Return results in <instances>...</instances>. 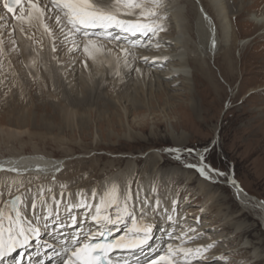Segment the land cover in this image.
I'll list each match as a JSON object with an SVG mask.
<instances>
[{"label": "rangeland", "instance_id": "obj_1", "mask_svg": "<svg viewBox=\"0 0 264 264\" xmlns=\"http://www.w3.org/2000/svg\"><path fill=\"white\" fill-rule=\"evenodd\" d=\"M228 2L238 34L230 59L223 54L211 55L202 60L208 74L197 68L189 85L177 78L170 82L171 89L166 92L154 85L152 89H156V93L148 86L143 94L141 87L123 78L119 91L124 89V92L118 94V86L105 83L103 97L83 106L74 104L73 123L66 124L60 119L67 105L59 104L56 94L63 90H60L61 82L69 79L68 75L65 79L56 76L53 80L50 75H37L34 69L24 68L26 75L32 73L33 84L32 88L25 87L26 104H20L6 95L9 75L0 74L4 79V84L0 83V138L3 140L0 159L14 154H26L28 158L38 154L52 159L53 163L63 162V170L56 176L72 173L58 182L75 184L79 180L76 175L88 172L83 178L88 185L82 189L96 187L108 176L135 165L136 175L132 180L151 181L162 196L167 192L179 199L178 210L187 215L185 226H196L194 218L197 216L191 215L198 213L207 201L208 196L201 193L203 185L207 194L215 195L214 207L213 212L199 216L202 225L199 229L206 235L193 242L201 241V245L215 241L216 247L209 256L226 257L220 264H255L259 258L254 256V251L261 253L263 263L260 264H264L263 223L249 210L242 219H234L244 209L230 183L223 178L220 183H209L164 151L178 147L199 152L207 147L210 149L208 160L213 167L230 172L245 191L264 201V26L254 21L264 13V0ZM2 11L0 9V14ZM189 14L194 21L195 13L190 10ZM246 41H249L246 47L241 45ZM57 47L60 62L69 57L77 58V62L84 59L81 53L69 52L60 44ZM79 64L74 63V68L81 66ZM151 70L164 69L152 67ZM154 79L159 80L155 76L145 81L151 83ZM67 87L69 84L64 83L66 98H76L77 93ZM158 91L161 95L157 97ZM127 96L130 97L127 99ZM13 131L25 134L8 139L7 134ZM196 159L195 155L188 156L184 162L194 163ZM33 175L44 177V173ZM218 210L222 216L216 220ZM207 222L212 223L214 229H203ZM246 225L254 227L251 235L237 234L236 228ZM248 241L253 247L251 250L246 249Z\"/></svg>", "mask_w": 264, "mask_h": 264}, {"label": "snow or ice", "instance_id": "obj_2", "mask_svg": "<svg viewBox=\"0 0 264 264\" xmlns=\"http://www.w3.org/2000/svg\"><path fill=\"white\" fill-rule=\"evenodd\" d=\"M170 6V0H0V68L7 61L12 69L9 55L21 51L19 33L36 54L27 67L37 66L36 57L47 37L52 60H58L54 54L59 41L69 52L82 53L85 68L91 62L110 69L120 80L132 71L142 76L141 68L135 66L137 60L162 67L169 59L139 56L137 49H159L166 43L161 34L168 30ZM200 10L214 48V25ZM32 29L42 30L41 37L36 38ZM164 151L209 183H220L223 178L238 187L230 172L209 162L207 147L199 152L178 147ZM193 155L196 162H184ZM62 170L63 162L34 169L22 168L18 162L0 163V173L5 174L0 179V264H24L25 252L33 247L37 250L28 253V264L33 257H41L37 264L54 257H60L61 264H220L226 259L209 256L215 241L189 246L206 235L198 230L200 217L194 218L195 227L185 226L187 215L178 211L179 199L173 196L169 205V194L162 196L155 184L145 186L124 177L109 180L102 190L73 192L69 184L57 181L56 174ZM32 171L44 173L49 183L34 184L42 177L29 178L26 174ZM164 224L167 227L154 244L155 230ZM45 234L50 241L42 239ZM13 254H17L14 261L9 259Z\"/></svg>", "mask_w": 264, "mask_h": 264}, {"label": "bare ground", "instance_id": "obj_3", "mask_svg": "<svg viewBox=\"0 0 264 264\" xmlns=\"http://www.w3.org/2000/svg\"><path fill=\"white\" fill-rule=\"evenodd\" d=\"M170 4L171 6L168 9L169 18L167 21L168 30L167 32L161 34L163 41H165L166 43H164V45L159 49L149 48V49H143L142 51L141 49H137V54L139 56L146 55L149 56L150 58L165 57V56L168 57L169 59L166 62H163L162 67L160 66L155 67L156 69H164L162 70L163 72L162 71L158 72L157 70L155 71L151 70L152 69L151 66L140 63L139 60H137L135 66L141 68L143 75L138 76L136 72L132 71L130 74H126L123 76V78L130 79L133 82V85L135 84L136 86L141 87L143 90V94H145L144 92L145 88H148V86H150L151 88L150 90L152 93H156L157 92L156 89L155 91L152 89L154 85L155 87L158 86L162 91L166 92L168 89H171L172 85L170 84V82L177 81L176 80L177 78L181 79L185 85H189L191 78L195 76L194 73L197 68H199L200 71L208 74L207 72L209 71L206 68V64L204 62L208 57H210L211 55L216 57L218 56L217 54H223L224 58L226 57L230 59L232 50L235 49L237 46L236 42L238 40V36H237L238 34L235 30L236 26L234 20H232L233 15H231L232 12L231 10L233 9L229 7L228 0H170ZM201 8H203L204 12L207 13V15L211 18V21L215 28L216 45L214 48L211 47L210 33L208 29L205 27L207 22L203 19V15L200 10ZM190 10H192V12L195 13L194 21L191 19V16L189 14ZM254 21L256 24L264 26V13L262 16H257L256 20ZM41 31L42 30L39 29H32V32L35 33L36 38L41 37ZM16 36L18 37V44H20L19 46L22 49L20 51V57L18 56V53L11 52L9 55V59L11 60L12 69L11 70L8 69L7 61H5L4 67L0 68V74H2V76L9 75V81H6V84H8V87L6 88L7 89L6 95L8 96V98L12 99L13 101L17 100V102L20 104H26L24 89L28 85L30 88H32L31 86L33 84L32 83L33 79L31 78V75H26V71L24 70V68H29L27 66L31 64V60L33 57H35L36 54L27 47L29 42L24 37H21L19 33H17ZM248 43L249 41L242 42L241 45L246 47ZM58 44L59 41L57 42V46ZM33 46L35 47V45ZM74 53H80V52H74ZM52 55L53 54L50 53L49 41L47 37H44L43 49L42 51H40L39 57H36L37 66L32 69H34V72H37V75L38 73L39 74L41 73L43 76L50 75L53 80L56 78V76H61L62 79L63 78L65 79L64 77L65 75H68L70 77L69 79L61 82L60 90L62 89L63 90L59 91V93L58 92L56 93L60 99L59 104L67 105V107L64 108L63 111H61V115H60V119H62L63 122H65L66 124L73 123L74 121V117L76 116L74 111V109H76L75 105H79V104H81L82 106L87 105L93 102L94 100H96L95 98H99L100 96L103 97L102 87H105V83L108 84L111 83V85L113 84L115 85V87L118 86L117 87L119 92L118 94L124 92V89L119 91L121 89L120 86L122 85L121 84L122 80L116 78L112 74L110 69L97 67L91 64V62H89V67L85 68L82 63L83 60L78 61L80 62L79 65L81 66L74 68L75 66L73 64L78 63L76 61L77 58L69 57L70 59L68 60L64 59L60 62L58 60H52L51 59ZM54 55L56 56L59 55L58 49ZM20 58H23L24 61L23 62L19 61ZM122 71L128 72L127 69H123ZM155 76H157L160 81L154 79L155 82L146 83L145 80L147 78H151V77L155 78ZM165 82H169V83L166 84ZM0 83L4 84V79H2V77H0ZM64 83H68L69 87L67 88L70 89L73 93L75 94L77 93L76 98H69V97L66 98V91L64 89L65 86L63 88ZM49 89L50 87L48 86V91L52 90ZM126 93L127 92H125L124 94ZM108 95L109 94H107V96ZM160 95L161 94L159 92L157 93L156 96L158 97ZM128 97L130 96H127V99ZM24 134H25L24 131L23 132L13 131L7 134V136L8 139H17L18 137L24 136ZM2 141H3L2 138H0V146ZM9 162H18V164L22 168H29L33 166H34L33 168L37 166L40 167L47 166L51 168V165L53 164L52 159H46L38 154L31 155V157L29 158L26 156V154H19V155L14 154L8 158L4 157L0 159V163L8 164ZM32 172L37 173L35 171ZM33 173L31 174L29 172L26 175L29 178H32L35 177ZM66 173L59 174V176L57 177V181L59 179L66 180L65 178L70 177L72 172H68V175ZM86 174H88V172L85 173L84 171H82L80 176L79 174L76 175V179L78 178L79 180L77 179L78 181H75V184H70L72 182H68L71 191L75 192L76 190L82 189V187L88 185V183H85L84 182L85 180L83 179L86 177ZM4 175L5 174L0 173V179H2ZM135 175H136V166L129 165L126 171H122V173L116 174L114 176H108L107 178L101 180V183L100 184L98 183L96 187H94L95 185L88 186L85 190H90L92 188H97L98 190H102L106 186L109 180L112 179L119 180L124 177L133 179L135 178ZM33 183L47 184L49 183V180L43 179L42 177L41 180L38 181L34 180ZM141 184L145 186H150L152 185V182L146 181V182H142ZM237 185L238 187L230 184V186L235 190V193L244 211L241 212L236 217H234V219H240V218L242 219L245 216L247 210H249L254 212L255 218L258 221L262 222L264 226V204H261L262 202L261 200L253 197L251 194L245 191L239 183H237ZM238 189H242V191H239ZM206 191H207L206 188L202 185L201 186L202 195L205 194L206 196H208L207 201H205L206 202L205 205H203L204 211L201 212L200 210L198 213H196L195 215L193 214L191 216L202 217L205 214H209L213 212L212 211L214 207L213 200L215 198V195L214 194L209 195L207 194L208 192L206 193ZM171 198H172L171 195H168L167 199H171ZM168 204L170 205L169 200H168ZM178 211L184 213L183 210H178ZM215 216H216L215 219L218 220V218H220L222 214L218 210ZM226 218L224 219L226 220ZM248 225H246V227L239 226L238 228H236L238 233L237 232L235 233L237 234L244 233L251 235V233L254 230V227ZM164 227H167V225L164 224L162 226L157 227V229L155 230L156 232L155 237L159 239L162 237ZM214 227L212 226V223L207 222L205 224V227H203V229L211 231L212 229H214ZM195 242L191 241L189 243V246H196V245H200L201 243V241L199 242V244L198 243L195 244ZM260 244L261 243H258V245ZM245 245H246V249L251 250L253 248L250 245L249 241L246 242ZM58 251H60V249H58ZM253 254L255 257L260 259L256 261V263L260 264L263 261L261 253H259V251L258 252L254 251ZM59 260L61 261V258Z\"/></svg>", "mask_w": 264, "mask_h": 264}]
</instances>
